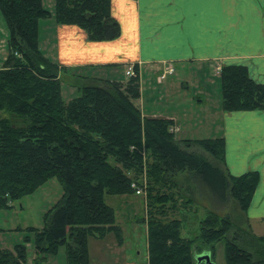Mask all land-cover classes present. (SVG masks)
Returning <instances> with one entry per match:
<instances>
[{
    "label": "trees",
    "instance_id": "1",
    "mask_svg": "<svg viewBox=\"0 0 264 264\" xmlns=\"http://www.w3.org/2000/svg\"><path fill=\"white\" fill-rule=\"evenodd\" d=\"M54 1L51 10L44 0H0L8 27V53L0 67V210L53 178L64 190L46 212L44 227L18 228L25 232L23 241L0 247V264H25L29 242L37 250L35 264H45L61 247L67 264H92L91 238L113 234L124 241L106 195L135 194L131 183L145 175L148 264H206L195 254L208 251L214 260L220 243L225 264H264V236L250 224L237 225L229 211L219 212L233 200L246 213L259 172L231 175L223 136L179 140L171 131L174 119L143 116L134 103L142 95L137 63L126 81L87 76L76 85L79 95L64 100L66 67L42 49L41 22L77 25L94 42L119 38L121 25L112 0ZM219 77L222 111L264 110V84L247 66L223 65ZM201 187L217 208L200 219L199 235L186 237L184 213Z\"/></svg>",
    "mask_w": 264,
    "mask_h": 264
},
{
    "label": "crops",
    "instance_id": "2",
    "mask_svg": "<svg viewBox=\"0 0 264 264\" xmlns=\"http://www.w3.org/2000/svg\"><path fill=\"white\" fill-rule=\"evenodd\" d=\"M111 11L120 22L121 36L109 41H90L85 31L74 24L55 27L52 20L44 21V37L53 34L51 46L45 40L46 55L65 66L70 74L88 70V77H97L99 67L114 64L113 69H117L137 63L140 80L147 70L156 76L157 84L168 78L160 79L164 70L178 63L199 67L243 64L252 78L264 84V0H112ZM2 30L1 37L7 35ZM6 43L7 39L0 38V67L8 53ZM171 85L166 86L167 91ZM144 91L141 80L140 99ZM197 97L203 103L201 96ZM142 114L174 119L175 134L182 131L178 116L156 109ZM184 115L186 126L193 127L195 117ZM197 123L199 127H218V135L212 138H225L226 167L231 175L259 172L258 187L243 215L254 233L264 236V110L224 112L220 105L215 111L207 110ZM121 196L125 202L137 197ZM126 237L122 244L114 241L113 234L97 239L100 242L95 244L94 255L91 253L92 264H148V245L145 252H136L134 246H128ZM26 247L25 264H35L34 244L29 242ZM45 264L58 263L48 258Z\"/></svg>",
    "mask_w": 264,
    "mask_h": 264
},
{
    "label": "rangeland",
    "instance_id": "3",
    "mask_svg": "<svg viewBox=\"0 0 264 264\" xmlns=\"http://www.w3.org/2000/svg\"><path fill=\"white\" fill-rule=\"evenodd\" d=\"M47 8L54 9V0H44ZM52 20V18L50 19ZM48 20V21H50ZM47 21V20H45ZM44 21L41 23L43 24ZM0 28L3 33L7 35L0 36V38H6L8 36V27L3 15L0 13ZM42 26L41 33V47L47 53L46 44L53 39V34L48 33L45 37V33ZM47 40V42H45ZM45 42V43H44ZM6 49V44L4 45ZM3 48V47H2ZM50 49H53L51 47ZM54 49L52 50V52ZM2 59V56L0 57ZM175 68L174 73L168 75V78L163 82L157 84L156 76L149 73L147 70L145 76L141 78L142 89L145 90L143 97L134 101L141 110L148 114L151 110L156 109L163 114L178 116L179 125L182 126V131L178 132L176 138L179 140H185V138L191 139H208L209 137H216L218 135V127L212 128L211 126H197L198 120L203 119L207 110L215 111L222 103L219 67L220 65L210 67H199L197 65H190L187 63H181L173 65ZM222 67V66H221ZM219 70V71H218ZM84 71V72H83ZM127 67L113 69V67H99L97 69V77H101L108 80L126 81L129 76L126 74ZM165 71V70H164ZM88 70H79L75 74L66 72L62 77V95L65 101H70L79 95L77 89L79 83H85ZM171 83V87L168 89L166 86ZM166 93L167 95L165 96ZM198 95L201 96L203 103L197 101ZM153 97V98H152ZM154 99V100H151ZM208 102V103H206ZM195 117V121L192 122L195 125L188 127L185 124L187 118L186 115ZM175 126V124H174ZM201 151V149H199ZM218 164V162L215 161ZM179 181H184V177L180 176ZM62 185L57 178H53L45 183L44 186L38 188L32 195L22 197L20 200L13 202V207L10 209L0 210V247L12 248L15 244L23 241L24 230L18 228L32 227H44V221L46 212L52 208L57 201L63 195ZM133 195V194H132ZM136 195V193H135ZM132 196L131 201L125 202L124 197L121 195H106L107 202L114 208L117 215V223L123 227L126 235V241L128 246H134V250L146 251L147 247V223L143 222V219L147 218V204L148 198L146 195ZM195 204L192 210L185 212L186 219L183 226V235L186 237H195L200 234V219L204 218L206 212L214 207L210 203V198L206 194V191L201 187L197 189L193 194ZM197 210V211H196ZM229 211L234 218L237 225L247 227L245 218L236 202L230 200L226 209L219 210L221 214ZM117 241L116 236L114 235ZM107 241V240H106ZM103 241V242H106ZM98 242H100L98 240ZM96 238H91L89 242L90 254L94 255L95 244L98 243ZM31 243V242H30ZM48 258L55 259L58 264H66V249L60 248L57 256H49ZM213 262L216 264H225L224 244L220 243L217 246L216 256ZM146 264V263H145Z\"/></svg>",
    "mask_w": 264,
    "mask_h": 264
},
{
    "label": "built area",
    "instance_id": "4",
    "mask_svg": "<svg viewBox=\"0 0 264 264\" xmlns=\"http://www.w3.org/2000/svg\"><path fill=\"white\" fill-rule=\"evenodd\" d=\"M219 69L221 70V66L219 67ZM174 71H175V68L170 66L169 68L165 69V71L161 74L160 79L161 80H165V78L168 75L174 73ZM126 74L129 77L135 76L136 73H135L134 65H129L127 67ZM176 130H177L176 126H173L172 129H171V131H174V132ZM131 187L134 189L136 195H146L147 194V176L145 175L139 182L133 181L131 183Z\"/></svg>",
    "mask_w": 264,
    "mask_h": 264
},
{
    "label": "water",
    "instance_id": "5",
    "mask_svg": "<svg viewBox=\"0 0 264 264\" xmlns=\"http://www.w3.org/2000/svg\"><path fill=\"white\" fill-rule=\"evenodd\" d=\"M195 255L198 263L205 262L206 264H216L215 262H213L212 255H210V252L208 251H203L201 252V254Z\"/></svg>",
    "mask_w": 264,
    "mask_h": 264
}]
</instances>
